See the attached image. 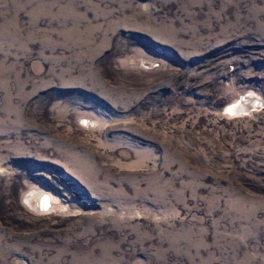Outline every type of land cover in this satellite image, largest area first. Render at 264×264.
<instances>
[{
  "label": "rangeland",
  "instance_id": "374dc122",
  "mask_svg": "<svg viewBox=\"0 0 264 264\" xmlns=\"http://www.w3.org/2000/svg\"><path fill=\"white\" fill-rule=\"evenodd\" d=\"M0 264H264V0H0Z\"/></svg>",
  "mask_w": 264,
  "mask_h": 264
},
{
  "label": "bare ground",
  "instance_id": "6f19581e",
  "mask_svg": "<svg viewBox=\"0 0 264 264\" xmlns=\"http://www.w3.org/2000/svg\"><path fill=\"white\" fill-rule=\"evenodd\" d=\"M258 96V95H257ZM246 104V102L242 99L236 100L232 103H230L227 107H226V112L232 113L233 115H241L243 114V108L244 105ZM247 106V104H246ZM85 123H89V120H85ZM32 198L29 199V205L31 207L32 210H34V212L36 213H46L51 211V209H54L58 206H62L64 208L67 207V205H63L61 202L57 201L56 199H54L53 197H50L46 194H42V192L39 191H33Z\"/></svg>",
  "mask_w": 264,
  "mask_h": 264
},
{
  "label": "water",
  "instance_id": "95a60500",
  "mask_svg": "<svg viewBox=\"0 0 264 264\" xmlns=\"http://www.w3.org/2000/svg\"><path fill=\"white\" fill-rule=\"evenodd\" d=\"M253 101H255V100H253ZM259 104H260V102H258V103H253L252 105H250V106H253V108H255V107H258L259 106ZM248 113H251V111H249Z\"/></svg>",
  "mask_w": 264,
  "mask_h": 264
}]
</instances>
